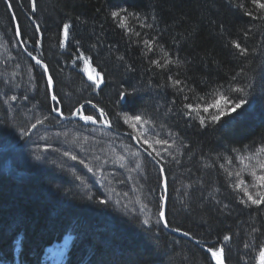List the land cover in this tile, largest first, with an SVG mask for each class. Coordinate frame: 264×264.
I'll return each instance as SVG.
<instances>
[{
	"label": "trees",
	"instance_id": "trees-1",
	"mask_svg": "<svg viewBox=\"0 0 264 264\" xmlns=\"http://www.w3.org/2000/svg\"><path fill=\"white\" fill-rule=\"evenodd\" d=\"M6 1L12 8L0 0V264H40L43 250L67 235L64 264H214L198 245L223 247L225 264H260L264 204L251 205L235 188L250 178L238 157L264 146V19L245 15H260L252 0H35V12L32 0ZM114 11L128 16L129 30ZM14 22L22 47L48 66L59 105L46 73L24 55ZM64 24L69 37L61 45ZM144 40L156 42L153 51ZM160 46L179 66L151 63H163ZM81 55L103 76L100 87L83 71ZM216 89L248 103L218 124L201 112V126L184 105L203 107ZM58 106L65 117L80 109L101 123L103 110L115 131L133 135L164 170L168 228L198 245L162 228L159 169L130 139L61 122L52 111ZM135 115L149 123L134 130L125 117ZM141 133L171 147L153 150Z\"/></svg>",
	"mask_w": 264,
	"mask_h": 264
},
{
	"label": "snow or ice",
	"instance_id": "snow-or-ice-1",
	"mask_svg": "<svg viewBox=\"0 0 264 264\" xmlns=\"http://www.w3.org/2000/svg\"><path fill=\"white\" fill-rule=\"evenodd\" d=\"M252 4L255 6V9L259 11L260 15H254L253 12L246 11L245 15L251 17L252 19H264V0H252ZM32 11H36V3L35 0H32ZM240 7H243L241 5ZM8 8H12V4L8 3ZM124 13H127V9L123 10ZM113 19L120 18V26L126 30L128 29V16L124 15L121 16V12H112L111 13ZM133 18L138 19V17L133 14ZM145 25L141 24V27H144ZM17 35H22L21 31L19 28H17ZM136 36H139V32L132 33ZM62 35H63V40L61 41V45H63L65 42H67L68 37H69V25L64 24L63 29H62ZM156 42L154 40H144V45L147 48L148 52L153 51L154 45ZM232 46L236 48L239 52L240 55H247L248 52L245 48L241 46V44L237 42H232ZM160 52L162 53V60H152L151 63L154 64L157 68H167L168 65H175L179 66V61L172 60L168 56V52L164 50L163 46L159 47ZM31 55V54H30ZM33 60L36 61L37 65H41L43 67V70L45 73L49 71L48 66L46 64H43L39 59L36 57H32ZM80 59L83 60L85 64V68L83 71L86 72L88 75V79L92 82L93 85H95L97 88L101 86V84L104 82L103 76L99 73L96 72L95 68L91 67L90 61L84 57L83 55L80 56ZM121 60L123 57L120 58ZM95 73V75H93ZM171 79V77H169ZM182 81L175 80L172 83V86L179 91H183V88H180V84ZM47 85L50 90H53V94L51 95V100L55 101L57 105H59L60 101L58 100L57 96L54 93V80L51 75H48L47 77ZM236 93H243L244 95H247L245 90L243 88H235L233 89ZM210 96H214L215 99L211 103H207L205 106L201 107L200 105H196L195 107L188 103L185 104L184 107L188 110L189 115L191 116L192 113H195L194 116L191 118L196 119L199 121V124L201 126H206V118L205 116L201 115V112L203 113H208L207 117V123L211 124H218L221 122L222 118L224 117H231L233 113H236L239 109H242L248 101L246 99H236L233 100L229 98L226 93H222L219 91V89L214 90L213 93L210 94ZM125 95H121V99H125ZM15 99V97H13ZM93 107H95L93 105ZM210 109H214V112L210 113ZM52 111L56 112L58 116H62V112L59 111L58 108H53ZM76 112L79 114V119L83 120L85 123L91 122L93 124L97 123V118H94L92 115H84L80 114L81 110L77 109ZM105 114L103 113V110H100V117L99 119H104ZM47 119V117H45ZM125 122L126 123H131V126L135 130L137 126L143 127V125L148 124L149 121L145 118H143L140 115H135L133 117H125ZM43 123V121L38 120L35 124H32L31 127L35 129L37 127V124ZM105 124L107 126H110V123L105 120ZM21 135H26V133H21ZM140 138L143 140V143L147 144L149 148L154 149V145H168L167 140L163 139H155L154 141L149 140L144 138V133L140 134ZM171 147V145H168ZM159 155V152L156 153ZM67 155V153H66ZM264 156V146L257 148L251 155L249 156H240L238 157L239 164L242 166V169L247 170L249 175L252 177V187L260 189V191H257L255 195H253L249 190H248V185L245 184L243 180L238 181V183L235 185V188L238 190L243 191L244 196L247 198V202H250L251 205H255L259 207L260 205L264 204V159H261L260 157ZM37 160L40 159V156L36 157ZM70 159L76 160L75 156H71ZM81 163H83L81 161ZM231 163V161H229ZM89 172L92 171L91 168L88 169ZM163 169H161V173H163ZM229 176L232 175L231 172L228 173ZM239 175V173H237ZM79 179V177H77ZM164 187L165 190H167V182L166 179L164 180ZM161 201H165V197H161ZM100 204H105V200H100ZM241 203H245L244 200L241 201ZM247 206V204H246ZM165 207L164 204L161 205V208L163 209ZM160 218L161 220L165 221V227L168 226L167 221H166V215L165 211L161 210L160 211ZM147 223V221H145ZM173 231H178V229H173ZM183 235L187 236L189 235L187 232L183 233ZM231 238L229 236H224V241L227 242ZM247 247V245H245ZM208 252L211 254L212 259L215 261V264H225V259H224V248L221 247L219 249L216 248H208ZM259 258H260V264H264V247H261L260 252H259Z\"/></svg>",
	"mask_w": 264,
	"mask_h": 264
},
{
	"label": "water",
	"instance_id": "water-1",
	"mask_svg": "<svg viewBox=\"0 0 264 264\" xmlns=\"http://www.w3.org/2000/svg\"><path fill=\"white\" fill-rule=\"evenodd\" d=\"M5 3L8 5V3H7V1L5 0ZM15 23V29L17 30V28H18V26H17V24H16V22H14ZM17 32V31H16ZM18 37V42H19V44H20V46L22 47V44H21V40H20V35H18L17 36ZM22 51H23V53H24V55L26 56V57H28V59L33 63V64H35V65H37L36 64V61L35 60H33V56H31L23 47H22ZM37 66H39L42 70H43V67L41 66V65H37ZM44 71V70H43ZM46 75H47V77H48V72L46 73ZM50 90V89H49ZM50 95H52V90H50ZM59 111H61V109L59 108ZM58 116V115H57ZM61 117V116H60ZM62 119L63 120H66V118H63L62 117ZM69 120H72V121H77V122H82V123H85L83 120H81V119H79V117L78 118H70ZM88 124H90V125H92V126H94V127H104V128H106V129H109V130H111L113 133H115L116 135H118V136H124V137H127V138H129L132 142H133V144H134V146H135V148L137 149V150H139L147 159H149L151 162H153L157 167H158V169H159V171H160V174H161V176H162V188H163V191H164V196L163 197H165V201H162V203H161V205L162 204H164L165 205V207L162 209H160V211L161 210H164L165 211V215H166V190H165V187H164V176H163V173H161V166L159 165V163H157V161H155L152 157H151V155L149 154V153H147L146 151H143V149H141V147H140V145L138 144V142H137V140L134 138V137H132V136H130L129 134H126V133H122V132H118V131H115L114 129H112L111 127H109V126H106V125H99L98 123H95V124H93V123H91V122H88ZM159 221H160V224H161V226H162V228L166 231V232H168L169 234H171V235H174V236H176V237H179V238H183V239H185V240H188V241H190V242H192V243H194L195 245H198L190 236H185V235H183V232H180V231H173V230H170L168 227H165L164 225H165V221L164 220H161V218H160V214H159ZM201 249H203L209 256H210V259L215 263V261L212 259V257H211V254L208 252V249L206 248V247H204V246H201V245H198Z\"/></svg>",
	"mask_w": 264,
	"mask_h": 264
},
{
	"label": "rangeland",
	"instance_id": "rangeland-1",
	"mask_svg": "<svg viewBox=\"0 0 264 264\" xmlns=\"http://www.w3.org/2000/svg\"><path fill=\"white\" fill-rule=\"evenodd\" d=\"M49 92H50V90H49ZM79 116H72V117H70V118H78ZM105 120L106 119H103V122L101 123V122H97L99 125H106L105 124ZM109 122V121H108ZM107 126V125H106ZM109 127H111L112 129H113V127L110 125ZM97 129H99V130H101V131H108V132H111V133H113L111 130H109V129H106V128H104V127H96ZM113 134H115V133H113ZM116 135V134H115ZM130 135V134H129ZM118 136V135H117ZM130 136H132V137H134L133 135H130ZM121 137H123V138H127V137H124V136H121ZM135 138V137H134ZM127 139H129V138H127ZM136 139V138H135ZM137 140V139H136ZM138 142V141H137ZM139 144V143H138ZM140 145V144H139ZM140 147H141V145H140ZM139 151V150H138ZM140 152V151H139ZM141 153V152H140ZM237 171H236V175H237ZM100 177L102 176L103 177V180L102 181H100L102 184L103 183H105L106 181H104L105 180V176H104V174L102 175L101 173H99L98 174ZM237 176H239L241 179H244V178H242L241 176H240V172H239V175H237ZM247 177H250V178H248L247 179V181H245V184H247L248 185V190L250 191V192H254V187H252L251 185H252V177L251 176H247ZM106 186V185H105ZM106 189V188H105ZM67 237V236H66ZM68 237H71V236H69L68 235ZM65 238V237H64ZM63 238V239H64ZM52 247H53V249L54 250H60L61 249V246H60V242L59 243H54L53 245H52ZM46 250H48V249H46ZM49 253V251L47 252V251H45L44 250V252L42 253V255L40 256V259H39V261H40V264H61V263H63V261H64V259H65V252L62 254V255H60L59 257H55V258H50V254H48Z\"/></svg>",
	"mask_w": 264,
	"mask_h": 264
},
{
	"label": "bare ground",
	"instance_id": "bare-ground-1",
	"mask_svg": "<svg viewBox=\"0 0 264 264\" xmlns=\"http://www.w3.org/2000/svg\"><path fill=\"white\" fill-rule=\"evenodd\" d=\"M58 109L60 108V106H58L57 107ZM60 119H61V122H68V121H72V120H69L70 119V117H65V116H58ZM62 117L63 118H66V120H63L62 119ZM141 149H143L142 147H141ZM143 151H146V150H144L143 149ZM147 152V151H146ZM147 153H149V152H147ZM150 154V153H149ZM151 155V154H150ZM151 157H152V155H151ZM153 158V157H152ZM154 159V158H153ZM155 160V159H154ZM156 161V160H155ZM153 163V162H152ZM158 163V162H157ZM154 164V163H153ZM155 165V164H154ZM160 165V164H159ZM156 166V165H155ZM161 166V165H160ZM157 167V166H156ZM158 168V167H157ZM162 168V167H161ZM160 172V171H159ZM160 176H161V174H160ZM161 181H162V176H161ZM160 214V213H159ZM82 226V225H81ZM80 226V227H81ZM168 227V226H167ZM174 236V235H173ZM70 242H71V239H70V237H65L64 239L62 238L61 240H60V246H61V249L60 250H54L53 249V247L51 246V247H49V248H47L48 250H45V251H49V253L48 254H50V258H55V257H59L60 255H62L65 251H66V249L68 248V246H69V244H70ZM43 252H44V250H43Z\"/></svg>",
	"mask_w": 264,
	"mask_h": 264
}]
</instances>
